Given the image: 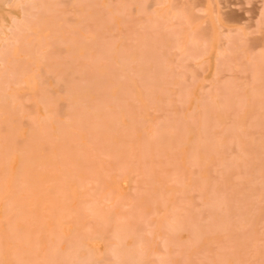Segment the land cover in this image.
<instances>
[{
	"label": "rangeland",
	"instance_id": "obj_1",
	"mask_svg": "<svg viewBox=\"0 0 264 264\" xmlns=\"http://www.w3.org/2000/svg\"><path fill=\"white\" fill-rule=\"evenodd\" d=\"M0 264H264V0H0Z\"/></svg>",
	"mask_w": 264,
	"mask_h": 264
}]
</instances>
